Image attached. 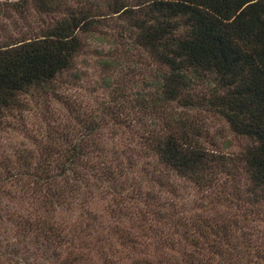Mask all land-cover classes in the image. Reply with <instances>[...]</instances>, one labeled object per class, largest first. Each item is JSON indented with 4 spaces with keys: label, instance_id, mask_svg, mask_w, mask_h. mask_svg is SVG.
Returning <instances> with one entry per match:
<instances>
[{
    "label": "trees",
    "instance_id": "trees-1",
    "mask_svg": "<svg viewBox=\"0 0 264 264\" xmlns=\"http://www.w3.org/2000/svg\"><path fill=\"white\" fill-rule=\"evenodd\" d=\"M134 1L108 0L105 6L124 14V37L153 61L148 89L153 95L138 91L134 106L143 151L155 154L160 165L147 170L157 191L144 190L138 175L123 174L124 161L116 154L106 156V147L91 142L93 130L88 143L45 145L35 161L25 156L17 165L4 166L0 176V222L15 224L16 235L15 241L0 238V264H264V231L256 224L264 219V0ZM35 2L47 11L57 7V0ZM98 24L89 11L72 9L38 33L0 43V121L6 108L25 105L23 94L54 92L55 79L73 67L83 47L82 35ZM142 64L135 68L142 71ZM171 101L179 110L164 112L161 106ZM195 108L223 117L251 140L241 153L251 185L243 195L234 193L248 203L239 216L244 224L200 212L187 217L175 207V198L162 193L167 188L176 196L172 178L178 176L199 188L217 186L223 193L216 195L228 197L225 187L242 172L202 143V126L184 111ZM98 151L102 158L88 156ZM127 184L131 189L125 192ZM82 186L88 193L78 205L87 206L94 192L104 195L111 189L116 196L109 216L120 220L123 215L131 224L107 223L115 234L104 235L103 216L94 211L84 224H67L58 213L70 209ZM30 198L34 208L26 212H17L11 203ZM148 249L160 257L145 255Z\"/></svg>",
    "mask_w": 264,
    "mask_h": 264
},
{
    "label": "rangeland",
    "instance_id": "rangeland-1",
    "mask_svg": "<svg viewBox=\"0 0 264 264\" xmlns=\"http://www.w3.org/2000/svg\"><path fill=\"white\" fill-rule=\"evenodd\" d=\"M106 2L108 0H57L56 10L47 11L38 6L35 0H0V43L15 40L22 35L38 33L72 9L83 8L89 11L93 19L99 20L95 31L82 35L83 47L76 55L73 67L64 70L55 79L54 92L33 89L21 96L24 106H11L3 111L0 121V176L5 174L4 166L17 165L24 161L25 156L31 155L30 162L35 161L38 155H43L45 145L59 142L67 144L77 140L88 143L90 137L87 134L93 130L94 139L91 142L106 147V156L116 154L115 156L120 157L124 161L123 174L133 177L138 175L144 190L157 189V183L149 180L147 170L151 166L160 169V165L155 154L148 155L143 151V139L140 137L142 125L137 124L139 113L134 106L138 91H148L153 95V90H148L152 89L153 61L149 53L135 48L124 37V14L108 12ZM134 2L127 0L128 4ZM138 63L144 66L142 71L135 68ZM121 107L125 110H121ZM161 108L164 112L179 110L175 101L165 103ZM184 111L202 126V143L208 149L224 154L229 161L237 163L242 172L240 170L241 173L233 185L225 187L224 194L229 198L217 196L216 194L223 193L217 186L199 188L191 180L178 176L172 178L176 196L167 188L162 193L175 198V207H181L187 217L200 212L211 218L216 216L218 220L226 219L228 222L234 218L239 224H244L239 216L241 211L247 210L248 203L245 200H236L234 193L238 190L243 195L251 185L241 167V153L250 144V138L233 131L223 117L213 112L201 108ZM160 120L161 118H157V121ZM104 153L91 152L88 156L96 160L102 158ZM125 187V192L127 188L131 189L128 184ZM82 190L83 186L79 195L69 204L70 209L63 208L58 213L59 217L68 220L67 224L73 220L74 224H84L94 212L103 216L104 235L115 234L110 231L107 223L125 228L131 224V218L123 215L120 220L109 216V207L115 202L112 196H116L110 193L111 189L108 193L103 192L104 195L102 192H94L90 195L88 205L84 207L78 205L79 201L84 200V192H87ZM160 198L162 199V195ZM11 203L21 213L34 208V200L31 198L13 199ZM164 206L168 207L169 203L166 202ZM260 207L264 209V204ZM96 222L100 224L101 219L97 218ZM0 223L1 241L2 238L15 241V224L10 220ZM256 224H260V233L264 231V219ZM250 229V232H256L251 227ZM155 252L156 250L148 249L144 254L156 260L161 253ZM93 257L98 258L96 255H92Z\"/></svg>",
    "mask_w": 264,
    "mask_h": 264
}]
</instances>
